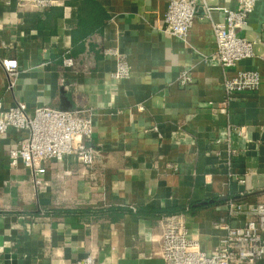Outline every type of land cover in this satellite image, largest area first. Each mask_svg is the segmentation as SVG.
<instances>
[{
	"label": "crops",
	"instance_id": "0c3cea01",
	"mask_svg": "<svg viewBox=\"0 0 264 264\" xmlns=\"http://www.w3.org/2000/svg\"><path fill=\"white\" fill-rule=\"evenodd\" d=\"M54 1L38 11L0 0V101L23 103L29 115L49 107L90 117L95 160L91 168L71 158L50 163L36 188L22 167H8V149L25 133L0 138V264L87 255L98 264H164L160 218L174 214L210 253L226 226L245 222L227 216L228 202L264 201V0L239 33L254 56L231 69L210 60L215 42L203 10L183 44L158 30L168 0ZM80 15H95V25L82 28ZM113 49L129 66L120 81L111 78ZM66 57L76 64L64 67ZM4 61L16 63L15 78ZM243 71L259 74L258 90L226 104L224 81Z\"/></svg>",
	"mask_w": 264,
	"mask_h": 264
},
{
	"label": "built area",
	"instance_id": "2783aa9c",
	"mask_svg": "<svg viewBox=\"0 0 264 264\" xmlns=\"http://www.w3.org/2000/svg\"><path fill=\"white\" fill-rule=\"evenodd\" d=\"M260 0H236L237 7L213 8L208 0H168L165 13L158 30L163 35L188 44L190 32L198 11L203 10L200 19L211 24L215 42V53L211 61L223 69H231L242 60L254 56L253 42L239 36L246 27L247 19ZM22 5L29 4L38 11L53 7L54 0H18ZM218 11L223 21L215 23L211 13ZM264 28V17H263ZM117 59L115 71L111 78L120 81L128 78L129 66L120 59L117 50L106 51ZM64 67L71 68L74 62L66 57L62 60ZM5 71L13 78L17 76V65L12 61L2 63ZM182 83L189 82L181 77ZM260 84L259 74L251 71L238 72L224 81L225 103L243 93H254ZM13 85L10 84V88ZM23 132L25 137L8 149V167H22L30 174L33 185L37 188L42 183L50 163H63L71 158L86 168H91L95 152L87 145L93 135L90 117L80 112H69L59 109L41 107L27 113L23 103L5 108L0 101V138L10 131ZM157 132V128L153 127ZM239 132L243 133V129ZM244 183V181H239ZM227 216L231 219L244 217L245 222L238 227H225V235L219 239L210 253L201 249L198 239L192 237L182 215H169L160 218L161 258L164 264H259L264 262V201L245 205L243 202L230 201L226 206ZM70 264H98L95 258L87 255Z\"/></svg>",
	"mask_w": 264,
	"mask_h": 264
},
{
	"label": "trees",
	"instance_id": "16d2710c",
	"mask_svg": "<svg viewBox=\"0 0 264 264\" xmlns=\"http://www.w3.org/2000/svg\"><path fill=\"white\" fill-rule=\"evenodd\" d=\"M80 17V25L82 26V28L86 25V27H88V25H90V26H93V25H95V22H96V16L94 15L92 18H91V20L89 21V20H87V19H85V18H83V16L81 17V15L79 16ZM72 60H73V62H74V64H76V61H75V58H73V57H70Z\"/></svg>",
	"mask_w": 264,
	"mask_h": 264
}]
</instances>
